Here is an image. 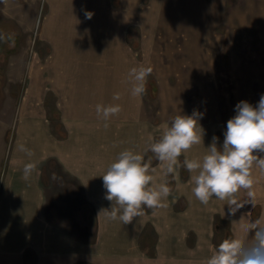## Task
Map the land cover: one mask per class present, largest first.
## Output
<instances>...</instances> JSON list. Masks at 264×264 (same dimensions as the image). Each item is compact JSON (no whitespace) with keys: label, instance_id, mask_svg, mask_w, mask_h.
<instances>
[{"label":"crops","instance_id":"0c3cea01","mask_svg":"<svg viewBox=\"0 0 264 264\" xmlns=\"http://www.w3.org/2000/svg\"><path fill=\"white\" fill-rule=\"evenodd\" d=\"M52 1L55 56L49 90L41 93L50 103L17 107L15 140L3 164L0 159V264H201L213 246L207 240L208 210L215 205L232 221L243 216L241 223H251L246 213L251 205L234 215L225 202L201 205L191 194L184 168L178 178L168 177L173 192L166 208L155 214L146 209L143 218L129 225L98 217L110 207L100 177L107 165L124 148L143 152L148 136L160 135L149 121L148 92L145 98L131 97L127 73L138 66L133 49L147 50L149 65V48H166L152 32L165 0ZM85 11L93 13L91 19ZM147 83L153 93L166 89L154 79ZM116 92L121 99L115 103L123 111L105 129L95 105L114 103ZM206 138L204 146L187 155H203ZM20 144L33 156L19 151ZM29 162L36 170L26 181L22 169ZM145 162L159 173L160 162L151 152ZM255 190L264 209V177H258ZM182 199L188 200L183 208ZM245 199L241 193L239 201ZM233 226L237 233L239 225Z\"/></svg>","mask_w":264,"mask_h":264},{"label":"rangeland","instance_id":"374dc122","mask_svg":"<svg viewBox=\"0 0 264 264\" xmlns=\"http://www.w3.org/2000/svg\"><path fill=\"white\" fill-rule=\"evenodd\" d=\"M53 2L0 0L2 164L15 140L12 124L17 107L50 103L41 93L49 90L48 73L55 56L50 36ZM117 3L115 8L120 7ZM164 6L152 32L158 39L161 36L166 48H149V65L147 50L131 52L138 66L152 67L149 79L166 86L162 94L161 90L153 93L147 83L149 121L156 133L179 112L191 115L199 108L208 146L213 136L220 146L236 104L246 100L256 106L264 94V0H165ZM258 195L256 206L246 210L251 222L264 213ZM184 205L188 200L180 201V207ZM208 218L207 240L213 246L235 234L232 220L217 206L208 210ZM187 234L191 239L192 233Z\"/></svg>","mask_w":264,"mask_h":264},{"label":"clouds","instance_id":"9594fccd","mask_svg":"<svg viewBox=\"0 0 264 264\" xmlns=\"http://www.w3.org/2000/svg\"><path fill=\"white\" fill-rule=\"evenodd\" d=\"M93 13L85 11L87 19ZM151 66H134L127 73L130 96L141 98L147 93ZM121 94L112 96L114 103L95 105V113L103 121V127L110 126L112 118L123 111ZM203 113L193 111L191 115L176 114L170 122L160 126V135L148 136L143 152L133 148L119 151L114 160L103 171L104 198L110 202L109 208H102L98 217L106 222L119 221L123 225L133 224L146 215V209L166 208L173 188L168 177L178 178V170L184 168L189 173L188 185L192 196L203 206L211 202H225L230 213L245 204L256 206L255 185L258 177H264V94L256 106L246 100L235 106V115L226 123L222 145L219 138L212 137L203 155L189 157L187 154L198 145H203L204 129L199 124ZM204 146V145H203ZM19 151L28 157L33 151L24 144ZM151 152L160 162V171L145 162V155ZM183 157V160H181ZM36 170V164H24L22 178L28 180ZM159 176V179H158ZM241 193L246 199L239 201ZM232 221L239 225V231L224 238L219 244L210 246V255L201 264H264V216L251 223Z\"/></svg>","mask_w":264,"mask_h":264}]
</instances>
